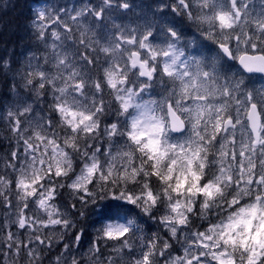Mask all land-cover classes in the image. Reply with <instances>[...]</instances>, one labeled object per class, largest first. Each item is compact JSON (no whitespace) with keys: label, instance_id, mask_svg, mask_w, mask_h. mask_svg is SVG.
Segmentation results:
<instances>
[{"label":"snow or ice","instance_id":"snow-or-ice-1","mask_svg":"<svg viewBox=\"0 0 264 264\" xmlns=\"http://www.w3.org/2000/svg\"><path fill=\"white\" fill-rule=\"evenodd\" d=\"M113 7L36 9L42 54L0 67V264H264V0Z\"/></svg>","mask_w":264,"mask_h":264},{"label":"rangeland","instance_id":"rangeland-1","mask_svg":"<svg viewBox=\"0 0 264 264\" xmlns=\"http://www.w3.org/2000/svg\"><path fill=\"white\" fill-rule=\"evenodd\" d=\"M100 2L101 0H42L39 4L35 5V8L33 9H34V13L36 9L41 8V7H46L49 9L67 7L69 10H71L72 8L80 7L81 4H88V3L99 4ZM128 2L130 4V8L127 10H123V9L116 8V7H113L112 9H110L109 12L106 13V17L104 21L102 23L96 24V29L101 32H107L113 23L121 24V25L128 26V27H136L137 25L143 24L145 21L152 19V16L151 17H148V16L149 14L153 13L157 5L160 3V0H151V1H148L147 3H145L144 0H128ZM165 2L171 3L173 2V0H165ZM256 2L259 3V0H256ZM32 15L34 17L35 14L32 13ZM168 19H173V15L171 13L168 16ZM175 19L179 20L181 18L177 16L175 17ZM91 22H92V18L89 17L88 23L91 24ZM28 38L32 41V45H33L32 47L34 46H37V47L30 48L32 49L30 51L29 49H24L23 54L25 55V58L22 59L21 61L23 65L27 63L28 57H30L32 54L40 56L44 48L43 43L41 41H38L35 38L33 26L30 28V32L28 33ZM11 61L12 59L9 56H4L0 60V67H2L5 63L10 65ZM33 63H35V61H33ZM253 82L255 83L256 87H260V84L264 83V81H262L259 76H254ZM3 155H4L3 153H0V156H3ZM0 167H2V165H0ZM65 199H69V197L67 196V193H65ZM5 215H7L6 216L7 218L8 216H10V213H6L4 206L0 205V217L5 216ZM95 220H96V217L92 216L88 218L87 221L85 222V225L90 224V226H87V225L85 226V230L90 232L87 234L89 237H92L95 235V229L92 227ZM4 224H5V221L0 219V227H2ZM96 227H99V225H96ZM152 227L154 230V223ZM11 230L16 231L15 228H12ZM145 231L147 232V228H145ZM2 233L3 231H0V238H2L4 235V233L3 235ZM58 251H59L58 249H54L52 260L46 259L44 264H52V261L55 259V254ZM24 255L25 254L22 252L20 257H15L13 259L16 260L17 264H26V261L23 259Z\"/></svg>","mask_w":264,"mask_h":264},{"label":"trees","instance_id":"trees-1","mask_svg":"<svg viewBox=\"0 0 264 264\" xmlns=\"http://www.w3.org/2000/svg\"><path fill=\"white\" fill-rule=\"evenodd\" d=\"M39 1L0 0V60L4 56H9L12 59L10 66L13 70L21 69L23 66L21 54L24 49L37 47H32V41L28 38V33L32 27V13L35 14L33 5ZM14 75V71H8L6 68L0 71V100H5L8 97L9 81ZM108 119L114 118L108 117ZM8 139L9 132L5 127V122L0 120V151H4V153L8 150ZM2 218L5 217L2 216ZM86 225L90 226V224ZM86 225L84 224V227ZM156 230L154 224L153 231ZM86 232L87 234L90 233L89 231Z\"/></svg>","mask_w":264,"mask_h":264}]
</instances>
